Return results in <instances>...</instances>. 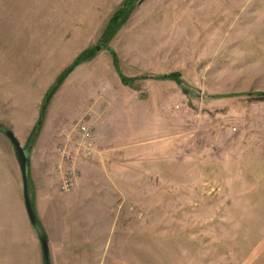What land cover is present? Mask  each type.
<instances>
[{
	"label": "rangeland",
	"instance_id": "rangeland-1",
	"mask_svg": "<svg viewBox=\"0 0 264 264\" xmlns=\"http://www.w3.org/2000/svg\"><path fill=\"white\" fill-rule=\"evenodd\" d=\"M122 3L0 0V57L52 48L55 76L76 55L95 54L52 97L38 143L48 150L69 131L73 191L60 188L61 150L48 185L42 166L37 186L30 172L51 264H260L252 258L264 237V100L254 94L264 92V0H136L105 46ZM173 73L181 86L155 79ZM83 123L94 135L87 157L76 149ZM0 264H44L1 133Z\"/></svg>",
	"mask_w": 264,
	"mask_h": 264
},
{
	"label": "crops",
	"instance_id": "crops-1",
	"mask_svg": "<svg viewBox=\"0 0 264 264\" xmlns=\"http://www.w3.org/2000/svg\"><path fill=\"white\" fill-rule=\"evenodd\" d=\"M113 1L115 4H120L124 0ZM81 43H83V40ZM34 45L35 47L30 50L32 53L30 56L33 57L28 60L21 61L20 49L18 48L9 50L8 56L6 55L5 58L3 53V58L0 57L6 62L0 64V103L2 104V109H0V124L11 130L14 133L16 139L22 145L27 144L32 132L37 126V121L41 110L40 105L52 86L53 77H58L60 73L59 71L61 70L59 69V73L57 72L55 76H53L52 48H49V50L46 48L43 50H38L36 48V44ZM76 56L71 59L72 62L79 55L77 57ZM11 59L15 60L14 66L11 63H8L11 61ZM13 68L14 70L11 71ZM3 75L6 76L4 80H2ZM68 81L69 78L63 86H69ZM45 125L46 124H43L42 129H44L43 127ZM42 132L43 130H41L32 155L30 156V172L33 180L36 183V186L40 182L38 180L40 179L38 178V167L42 166L41 168H43L45 177V182H42V184L46 183L47 185L53 176L56 177L55 172L57 171L58 167L59 169L62 168L61 157L59 153L60 150H62V147L67 143L64 135L69 133L67 130H61L56 138L55 143L50 147V149H43V151H41L39 148V151L38 143L40 137H42ZM70 132H72V130ZM9 144L14 151L10 141ZM33 174L35 175L33 176ZM252 260L253 263L264 264V237L261 240L260 249L254 252Z\"/></svg>",
	"mask_w": 264,
	"mask_h": 264
},
{
	"label": "trees",
	"instance_id": "trees-1",
	"mask_svg": "<svg viewBox=\"0 0 264 264\" xmlns=\"http://www.w3.org/2000/svg\"><path fill=\"white\" fill-rule=\"evenodd\" d=\"M135 1L136 0H125L121 4V6L118 9V11L111 18L107 28L105 29V31H104V33L102 35V40L106 44L105 46H107V43H109L113 39V37L116 35L117 31L122 27V25H124L126 23V21L128 20V16H129L130 12L132 11V6H133ZM105 48H106V50H108L112 54L113 60H114V64L117 67L118 58H117L116 54L110 48H108V47H105ZM94 56H95V54H94V52L92 50L84 51L83 53H81L72 62L71 65H69L66 69H64L61 72V74L56 79V82H55L54 86L51 88V90L49 91V93L51 91H53L54 94H55L60 89V87L65 83V81L68 79V77L75 71V69L77 67H79L80 65H82L84 63L90 62L94 58ZM155 79L162 80V81L169 80V81L175 82L177 85H180V86L182 85V80H181V74L180 73H173V74H170L168 76L155 77ZM135 80L136 79L132 80V79H127V78H125L123 76L121 77V81L125 85H130L133 82H135ZM49 93L47 94L44 102L46 101ZM254 95H256L255 96L256 99L264 100V92L263 93H257V94H254ZM254 95L253 94H246L245 96L252 97ZM45 113H46V111H45ZM44 116H45V114H44ZM41 129H42V127L41 128H38L37 126L35 127L34 131L31 134V137H30V139H29V141H28V143H27V145L25 147V150H28L29 146L32 144V139L35 137V135L37 136V139H38V137L40 135V132H41ZM29 191H30V194H31L32 185H31L30 174H29ZM31 203H32V207H33L34 212H35V208H34V205H33V199H31ZM36 217H37V215H36ZM38 223L43 227V225L41 224V222L39 220H38ZM43 229H44V227H43ZM44 231H45V229H44Z\"/></svg>",
	"mask_w": 264,
	"mask_h": 264
},
{
	"label": "water",
	"instance_id": "water-1",
	"mask_svg": "<svg viewBox=\"0 0 264 264\" xmlns=\"http://www.w3.org/2000/svg\"><path fill=\"white\" fill-rule=\"evenodd\" d=\"M97 51L100 52V48H97ZM151 79V78H150ZM54 95V92L51 91L44 102V104L41 107L39 118L37 121V127L41 128L44 123V114L46 109L48 108V105L50 104V101ZM0 133L3 134L11 143V145L14 148L15 156L18 161L22 181H23V193H24V203H25V209L28 216V219L33 226V228L36 230L39 241L42 248L43 253V262L44 264H51L50 259V250H49V240L47 237V234L45 233L43 227L38 223V219L36 217V214L34 212V209L32 207L30 193H29V174H30V156L31 151L33 148V145L37 139V136L32 139V144L29 146L28 150H25L19 143V141L16 139L14 133L5 128L3 125L0 124Z\"/></svg>",
	"mask_w": 264,
	"mask_h": 264
},
{
	"label": "built area",
	"instance_id": "built-area-1",
	"mask_svg": "<svg viewBox=\"0 0 264 264\" xmlns=\"http://www.w3.org/2000/svg\"><path fill=\"white\" fill-rule=\"evenodd\" d=\"M76 132L80 136V141L77 142L76 148L78 151H82L81 155L83 157L90 156L94 145V135L93 130L87 123L79 124L76 126ZM66 140L68 141L69 135L65 134ZM62 161L66 164V172L63 176L61 182V191L63 193H69L73 191L75 181L78 177V172L76 170V159L68 151L67 147L64 146L61 150Z\"/></svg>",
	"mask_w": 264,
	"mask_h": 264
}]
</instances>
